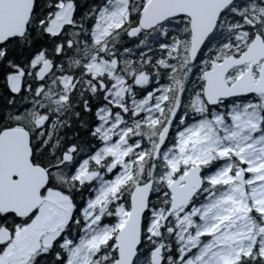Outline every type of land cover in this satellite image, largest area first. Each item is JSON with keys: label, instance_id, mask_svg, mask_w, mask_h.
Masks as SVG:
<instances>
[{"label": "flooded vegetation", "instance_id": "1", "mask_svg": "<svg viewBox=\"0 0 264 264\" xmlns=\"http://www.w3.org/2000/svg\"><path fill=\"white\" fill-rule=\"evenodd\" d=\"M224 17L230 24L218 30ZM189 31H139L132 37L127 31L136 50L161 54L156 60L161 77L140 70L127 78L119 62L112 61L117 54L104 44L110 34L89 57H79V70L60 76L56 100L67 103V113L64 119L62 113H51L50 129L56 142L64 140L69 159L48 170L43 201L29 216L0 213V227L9 235L0 242V264H66L72 246L83 239L97 245L90 255L92 264H111L117 257L115 232L127 217L129 195L147 181H152V189L143 219L145 264H152L158 247L160 264H264V92H224V86L239 78L249 86L242 91L264 79V0L228 5L193 62L188 57ZM157 35L160 39L153 38ZM39 55L43 59L36 69L47 58ZM96 58L113 65L89 70V60ZM224 60L226 70L214 71L224 84L213 89L219 96L210 104L203 94L204 72ZM139 72L154 82L137 87L133 83ZM178 75L183 83L177 82ZM114 81L118 89L119 84L126 88L123 98L115 94ZM147 92L153 93L149 104L144 100ZM137 98L144 102L142 109ZM75 101L81 104L75 106ZM90 109L93 113H81ZM164 128L167 134L160 142ZM193 168H199L202 187L186 205L165 216L172 202L169 185ZM105 229V239L92 238ZM223 244L227 253L212 254Z\"/></svg>", "mask_w": 264, "mask_h": 264}, {"label": "trees", "instance_id": "2", "mask_svg": "<svg viewBox=\"0 0 264 264\" xmlns=\"http://www.w3.org/2000/svg\"><path fill=\"white\" fill-rule=\"evenodd\" d=\"M126 1L128 19L118 28L117 33L110 34L104 42L108 48L107 51H114L117 54L121 72L125 73L127 78H132L135 72L140 70L147 73L156 71L160 76L163 69L156 64L158 53L136 50L135 44L131 43L126 35L131 27L137 25L141 8L147 0ZM67 2L72 4L70 22L64 24L58 34L47 33L46 25L50 13L59 4ZM108 2L109 0H35L31 19L26 25L24 35L8 39L0 46V131L7 127L27 129L30 133L31 161L47 170L54 169L53 166L58 163L66 151L64 140L56 142L53 137L55 134L50 129L51 113H62L59 114L62 119L65 117L64 113H67V103L56 100L60 78L68 70H79L81 68L79 57L81 55L85 58L89 57L98 47L92 44L89 34H91V26L98 10ZM229 24L230 22L224 17L217 29H227ZM188 29V21L185 18H175L166 20L152 30H173L175 32ZM160 37V35L153 36L155 39H160ZM179 37V35L171 36V39ZM40 52L52 61L53 68L43 80L37 81L34 76L37 66H32L31 62ZM18 72L21 73L20 86L13 90L10 87L9 76ZM176 78L179 80L177 82L183 83L184 78L180 75ZM74 104L76 106L81 103L75 101ZM87 111L81 113H93L91 109ZM42 118H44L43 124L38 125ZM59 125L64 129V122ZM62 135H64V130H62ZM142 228V240L134 259L135 264H145L144 258L141 257L144 256L145 249L148 247L145 242V220L142 222Z\"/></svg>", "mask_w": 264, "mask_h": 264}, {"label": "water", "instance_id": "3", "mask_svg": "<svg viewBox=\"0 0 264 264\" xmlns=\"http://www.w3.org/2000/svg\"><path fill=\"white\" fill-rule=\"evenodd\" d=\"M35 0H0V45L8 39L22 37L31 19ZM234 0H148L141 8L137 25L129 29L131 37L139 31H150L166 20L185 18L188 21L190 43L188 57L193 62L207 37L213 32L222 12ZM256 38L249 46L252 50L257 44ZM44 59L35 71L37 81L43 80L52 71L53 63ZM227 60L221 64H213L212 69L204 72V96L211 104L212 99L219 95L213 94V89L224 84L223 76L216 77L214 71L228 67ZM219 77V78H218ZM239 78L232 86H224V92L237 94L239 92H264V79L258 81L254 88L242 91L248 84ZM42 118L38 125L43 124ZM167 128L160 133V142L166 137ZM30 133L24 127H7L0 131V213H13L19 218L29 216L43 201L41 191L48 182V170L31 161L32 150ZM69 159L64 153L59 163L53 168L61 167ZM32 162V163H31ZM185 181L184 185L179 183ZM202 187L199 168H193L181 180L171 183L169 189L172 202L169 213L184 206ZM152 181L134 186L129 195L130 207L121 228L115 232L116 259L111 264H132L141 241L142 220L147 210ZM8 230L0 227V242L8 239ZM160 248L151 255L152 264H160Z\"/></svg>", "mask_w": 264, "mask_h": 264}, {"label": "rangeland", "instance_id": "4", "mask_svg": "<svg viewBox=\"0 0 264 264\" xmlns=\"http://www.w3.org/2000/svg\"><path fill=\"white\" fill-rule=\"evenodd\" d=\"M148 1V0H147ZM127 9V1L126 0H109L108 4H105L103 6L100 7V9L98 10L94 21L92 23L91 26V31L89 34L90 38L92 41H94L93 43L95 45H97L99 43V40L102 39V37H105L104 35L107 34H112L113 31L118 30V28L123 24V22L125 23V21H127L128 19V10ZM71 12H72V4L67 2V3H62L59 4L57 6V8L50 13V16L48 18V25L47 28L48 30L51 32V34H55L58 33L61 28L63 27L64 24H67L70 22L71 19ZM142 12V10H141ZM140 12V13H141ZM134 27V26H133ZM173 38V37H172ZM139 46H143V44H140ZM139 54L144 55L143 53L139 52ZM160 57V53H158ZM156 57V60L158 61ZM43 59V56L37 54L35 58H33L31 64L32 66H37L40 61ZM112 61H115L116 64L119 62L117 60V58H114V60L112 59ZM89 65L87 66V68L90 70L91 67H94L95 65H98V68H101L103 66H107L109 64L113 63L111 61H108L106 59H97L96 60H89ZM146 72V71H144ZM20 75L21 73L18 72L16 74H13L11 76H9V83H10V87L13 90H16L17 88H19L20 86ZM147 75V76H146ZM135 82L133 83L134 85H136L137 87H141L144 85H148L151 81L154 82V80H150L148 78V74H141L139 72V74H136L134 76ZM121 82V81H120ZM157 82V81H156ZM155 82V83H156ZM116 81H114V86H115V94H119L120 98H123L124 93L126 88L120 85V88H117L116 85ZM155 88V87H154ZM164 89V88H162ZM119 90V93H118ZM132 92V90H130L129 94ZM155 92V90H154ZM153 93L147 92V94L144 97L145 103L149 104V101L151 100ZM131 98H135V96H129ZM162 97V96H161ZM159 97V98H161ZM159 98H155V104L158 102ZM140 106L141 109L142 107H144V102L143 100L140 99H136ZM145 104V105H146ZM121 181V180H120ZM264 197H262L261 199H263ZM204 220L208 221V217L207 215H204ZM208 222L206 224V228L208 229ZM86 233L88 234L89 231L86 229ZM108 230H98L97 233L95 235L92 236V238L97 241V240H102L105 239L106 236L108 235ZM100 242V241H99ZM225 242V241H224ZM97 245H92L91 241H87V240H82V242L80 244H75L74 246H72V250L70 251L67 259H66V264H92L91 263V253L94 249H96ZM209 246L207 245L206 248H208ZM228 249H225V244H223V246L220 249L213 250L212 249V254H216V253H227ZM204 254L208 255V252L204 250ZM216 260V259H214Z\"/></svg>", "mask_w": 264, "mask_h": 264}]
</instances>
